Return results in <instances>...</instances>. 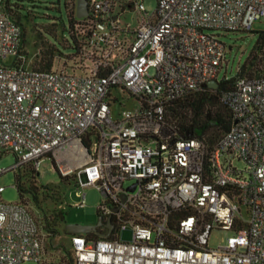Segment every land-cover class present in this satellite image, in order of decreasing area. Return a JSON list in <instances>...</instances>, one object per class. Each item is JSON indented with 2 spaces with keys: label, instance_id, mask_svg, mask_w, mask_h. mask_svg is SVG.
I'll use <instances>...</instances> for the list:
<instances>
[{
  "label": "built area",
  "instance_id": "2783aa9c",
  "mask_svg": "<svg viewBox=\"0 0 264 264\" xmlns=\"http://www.w3.org/2000/svg\"><path fill=\"white\" fill-rule=\"evenodd\" d=\"M86 1L75 25L82 73L73 74L15 66L22 33L0 0V152L18 159L0 176L26 164L41 172L52 159L78 189L100 191L103 226L97 238L68 235L73 264H264V74L222 95L233 124L210 153L200 139L171 140L164 123L170 103L218 80L226 48L209 33L252 30L264 0H157L153 12L133 0L135 26L113 0ZM120 93L136 105L115 114ZM109 219L117 240L103 237ZM216 231L232 235L213 249ZM57 238L0 202V264H44Z\"/></svg>",
  "mask_w": 264,
  "mask_h": 264
},
{
  "label": "trees",
  "instance_id": "16d2710c",
  "mask_svg": "<svg viewBox=\"0 0 264 264\" xmlns=\"http://www.w3.org/2000/svg\"><path fill=\"white\" fill-rule=\"evenodd\" d=\"M24 1L4 0L3 4V10L20 27L22 33L21 46L15 66L26 65L27 54L24 52V48L27 44H30L31 36L35 38L36 35H39V37L44 38V42L40 44L44 43L48 48L46 51H42L44 52L42 53L44 56L42 55L38 58L39 62L36 61L32 65V69L51 72L57 71L64 66L73 74H81L82 69L80 67L83 62L82 55L85 48L82 38L75 30V25L78 21L76 7L70 5V0H66V9L70 20L69 32L74 44L72 47L66 40L62 42V45L65 48H73L74 53L64 55L55 44L46 38V36H51L57 39L60 22L54 21L48 26L33 25L31 19L35 17L34 13L27 10L26 16L22 14L25 10V7L22 5ZM133 6V0L128 4H125L122 0H113V13L124 19V16L128 13V9L133 10ZM221 33H252L256 36V43L246 61L243 65H238L236 76L228 77L227 75L230 63L227 61V56L231 51V47L225 44L226 56L221 67V72L226 68L225 76L221 81H216L218 87L216 89L203 87L180 100L170 103L164 115L167 135L171 137V140L179 138L200 139L209 153L218 146L220 140L230 131L233 124L232 112L222 101V95L233 90L240 79L259 78L264 74V32H253L252 29L250 31H224ZM39 55H41V50ZM83 142L88 146L90 140L87 137L83 139ZM5 153L10 152L3 151L0 152V155ZM14 156L16 157V155ZM51 162L60 178L58 187L42 184L40 181V171H37L32 164L22 165L15 169V187L20 197V201L17 204L28 212L37 223L40 231L45 233L49 240L59 237V228L64 223L65 206L63 205L67 204V199L63 188L70 186L73 181L78 187L75 176H62L52 159ZM100 209L101 207L99 206V216L102 214ZM111 222L114 226V219ZM87 237L97 238L98 236L92 232L87 234ZM109 239L117 240L118 238L113 232ZM48 247L49 253L44 264H73L72 255L63 246L52 248L51 245H48Z\"/></svg>",
  "mask_w": 264,
  "mask_h": 264
},
{
  "label": "rangeland",
  "instance_id": "374dc122",
  "mask_svg": "<svg viewBox=\"0 0 264 264\" xmlns=\"http://www.w3.org/2000/svg\"><path fill=\"white\" fill-rule=\"evenodd\" d=\"M125 4L130 3L132 0H122ZM144 6L147 11L153 12L157 8V0H144ZM25 10L22 12L23 16L27 15V10L34 13L35 17H32L31 22L36 26H48L54 21L60 22V27L57 31V39L51 36H46V38L53 44L57 46L60 52L64 55H71L74 53L73 48H65L62 42L68 41L73 47V39L69 32L70 20L66 9V0H25L22 4ZM137 14L128 9V13L124 16V20L131 23L133 26L136 25ZM44 30V29H41ZM253 32H264V20L257 21L253 27ZM219 36L220 40L224 42L228 47H231V51L227 56V61H229V67L227 75L228 77L236 76V70L239 64H244L249 53L252 51L256 43V36L252 33H230L225 34L221 32L209 33ZM44 38L39 37V35L31 36L30 44H27L24 48V52L27 54L26 66L32 67V65L38 61L44 53L42 51L47 50V46L43 43ZM41 50V55L40 54ZM44 56V55H43ZM14 62V57L9 56L4 60V65L10 66ZM225 69L220 73L218 81H221L225 76ZM121 105H117L113 110L115 114L123 109V106L127 110H133L135 107V102L127 97H122L119 94ZM17 164V159L12 153H5L0 155V171L9 170L15 167ZM236 167L243 169L245 165L241 162H236ZM15 170H10L0 176V188H4L2 194H0V202L5 205L16 204L20 201L19 193L15 187ZM40 181L42 184L49 185L51 187H58L60 178L54 170V165L50 160H47L40 172ZM39 182V184H41ZM130 184H127L128 187ZM63 192L66 196V203L64 209V223L59 229V237L57 238V243L60 246L68 245V235L66 234L65 228L67 225L78 224L85 226L97 225L99 220L98 207L103 203V196L95 187H88L83 189H78L76 183L73 181L70 186L64 187ZM79 194H86L85 207H78V203L81 201ZM232 234L230 232L216 231L213 233L210 246L213 249H217L223 246L227 239ZM120 238L122 241L130 242L133 239V231L131 229H126L120 233ZM24 264H36L32 262H27Z\"/></svg>",
  "mask_w": 264,
  "mask_h": 264
},
{
  "label": "water",
  "instance_id": "95a60500",
  "mask_svg": "<svg viewBox=\"0 0 264 264\" xmlns=\"http://www.w3.org/2000/svg\"><path fill=\"white\" fill-rule=\"evenodd\" d=\"M88 7H87V1L86 0H79L77 3V17L79 19L84 18L88 16ZM204 87H208L211 89H216L218 87V83L216 81H212L205 85ZM87 151V149H86ZM103 226V218L99 217L97 225L94 226H85V225H78V224H71L67 225L65 228V231L69 235H87L89 233H98V228ZM107 227L109 229V233L107 235H103L104 238H108L114 229V226L111 222V219H109L107 223Z\"/></svg>",
  "mask_w": 264,
  "mask_h": 264
},
{
  "label": "flooded vegetation",
  "instance_id": "af4514ba",
  "mask_svg": "<svg viewBox=\"0 0 264 264\" xmlns=\"http://www.w3.org/2000/svg\"><path fill=\"white\" fill-rule=\"evenodd\" d=\"M101 217V216H100Z\"/></svg>",
  "mask_w": 264,
  "mask_h": 264
}]
</instances>
